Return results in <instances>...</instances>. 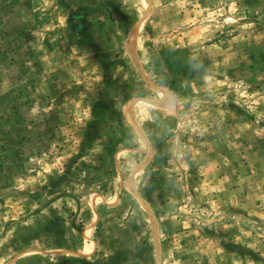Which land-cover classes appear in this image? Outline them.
I'll use <instances>...</instances> for the list:
<instances>
[{"label": "rangeland", "instance_id": "374dc122", "mask_svg": "<svg viewBox=\"0 0 264 264\" xmlns=\"http://www.w3.org/2000/svg\"><path fill=\"white\" fill-rule=\"evenodd\" d=\"M0 264H264V0H0Z\"/></svg>", "mask_w": 264, "mask_h": 264}]
</instances>
